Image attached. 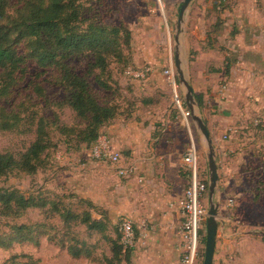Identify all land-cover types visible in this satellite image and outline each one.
Segmentation results:
<instances>
[{"label":"rangeland","instance_id":"obj_1","mask_svg":"<svg viewBox=\"0 0 264 264\" xmlns=\"http://www.w3.org/2000/svg\"><path fill=\"white\" fill-rule=\"evenodd\" d=\"M183 0H81L83 5V15L88 17L94 23H101L105 26L118 27L120 33L118 35L119 45L122 50L123 59L111 61L109 66L111 76V91H97L101 99L107 100L116 108V118L107 126L108 128L122 123L125 128L135 129L138 127L143 116V107L151 109L154 102L160 111L164 112L166 116L165 121H159L155 130L162 131L166 128V120H172L175 116L173 104L171 100V90L165 87L166 94L157 92L161 95L157 100L150 96L146 90L145 82L148 76L151 75L154 68H158L159 72L164 75L167 69H174V36L175 23L178 16V10ZM245 0H223V8L227 7L225 11L231 13L227 15L222 9H215L214 0H193L191 3L185 22L183 24V33L180 37V56L184 62V69L186 78L189 81V68L195 67L196 57L198 51L212 52L215 55V65L211 70L213 73L222 72L225 69L224 62L221 60V54L225 51L233 50L231 44L232 40L225 42L223 40L225 30L231 35L234 27L232 11L238 5L244 3ZM251 0H246L250 3ZM253 3H262L264 0H252ZM12 7L9 10V15L13 16L16 10L22 5V0H12ZM206 9V11L204 10ZM221 11V14H219ZM231 24L225 25L226 20ZM225 20V22H223ZM221 23V24H220ZM220 24V25H218ZM88 25L82 24L83 29ZM216 25V26H213ZM213 26V27H212ZM219 26V27H218ZM223 28L225 30H223ZM235 31V30H234ZM207 36H209V43L215 47L210 49L207 46ZM204 39V40H203ZM227 39V38H226ZM205 45L203 46V44ZM22 47V45H20ZM26 54V50L24 51ZM226 61V60H225ZM89 59L76 58L71 60L70 68L77 74H84L86 72ZM199 63V69H200ZM146 69L148 72L144 78H135L129 75L127 70L138 71ZM150 72V73H149ZM57 76V78H56ZM176 77V76H175ZM58 74L52 67L45 68L44 71L37 68L33 63H28V72L24 80L16 85L8 98L0 100V111L6 113L21 112L23 107L27 111H32L38 115L53 119L58 118L60 124L67 127H79L80 121L77 120L74 113L68 108H59L57 103L63 101L64 94L56 85ZM110 79V78H109ZM91 80V78H89ZM221 97V91L225 86V81L221 78L216 80ZM190 83V81H189ZM166 84V83H165ZM41 87L44 90V98L40 99L35 93V87ZM92 87L97 90L95 84ZM180 87L179 96L183 99L184 88ZM264 89V85H260ZM153 94V93H152ZM207 104H213V90H208ZM264 94V93H263ZM203 97L205 94H201ZM168 97L170 99H168ZM246 100H237V105L234 111L235 129L228 130L226 141H233L238 145L239 150L236 153L243 152L245 158L250 165L254 167H261L264 164V95H257L254 97L250 93L243 95ZM224 100L226 97L224 96ZM227 103V102H226ZM247 106V107H245ZM227 113L226 109H221ZM145 112V110H144ZM228 116L229 114H225ZM191 119V117L189 118ZM107 128L101 130V137H105ZM27 129L21 131H2L0 130V153H10L16 158H19L29 147L34 140V135L27 133ZM174 131V127L171 128ZM49 137L54 149L48 152L46 156L47 162L43 170L38 169L37 173L32 176L25 174H10L0 181V187H11L17 189L25 196L44 194L51 201L58 204L60 208L62 205L68 207L73 211L81 212L89 210L93 218L99 220L100 214L104 217L107 227V235L110 238L121 240L120 226L122 221L128 219L132 222L134 243L132 247H123L125 250H132L130 253L128 264H133V252L137 238L136 221L129 216L126 205L123 202V189L125 179L116 175L115 166L110 165L106 161H101L96 155L95 148L97 145L91 146H77L73 139H65L60 137L56 129L49 131ZM107 137V136H106ZM224 137V136H223ZM233 137V138H232ZM98 139V141H100ZM197 150V167L198 173L208 168L205 158V148L201 141L199 133L192 135ZM103 140V139H102ZM224 140V138H223ZM188 139V143H189ZM186 148V147H185ZM122 155V163L127 164L129 152L119 149ZM231 153L230 155H232ZM233 154V158H234ZM237 165L244 166V160L239 157ZM101 170V174L99 173ZM107 172L110 176L107 177ZM104 176L106 180L104 179ZM228 177V176H227ZM221 174V178L226 179ZM219 180V179H218ZM95 182L100 183L98 190L97 204L89 206L83 204V200L90 201V195L96 191ZM223 186L219 187L217 184L214 202L219 203V226L217 232L224 231L230 228L231 232L237 231L241 222L234 219L233 210L225 201L226 197L220 191ZM222 188V189H221ZM109 189L108 193L107 190ZM229 189H234L233 184H230ZM232 198V197H229ZM80 199L82 201H80ZM108 199V200H107ZM207 206H209V199L207 195ZM43 211L39 209L28 210L25 215L19 219L4 220L0 217V264H5L12 256L29 255L36 259L37 264H97L92 263L83 257L73 258L67 252L66 248L58 245V241L65 240L66 246L71 245V239L75 237L78 240H83L88 246L96 247L95 254L109 256V244L102 240L100 235L95 232H88L86 227L79 224H71L65 227L58 217L47 219L43 216ZM45 222L52 225L48 228V235L54 238V242L48 240L47 237L34 235L30 241H21L20 237L15 236L10 232L11 226L20 225H34L36 223ZM237 223V224H235ZM247 231L255 230L256 232L264 233V225L256 227L249 226L248 223L242 225ZM227 228V229H226ZM66 235H69L68 237ZM206 226L201 228V236L205 237ZM6 236V237H5ZM16 240H12V239ZM261 239V235L259 237ZM20 241V242H19ZM239 242V240H238ZM56 243V244H54ZM64 244V245H65ZM123 245V244H122ZM204 245L200 244L201 256L199 264L203 263ZM124 246V245H123ZM220 251V250H219ZM103 257V256H102ZM125 260V259H124ZM24 261L23 259L20 260ZM124 264H126L124 262Z\"/></svg>","mask_w":264,"mask_h":264},{"label":"crops","instance_id":"obj_2","mask_svg":"<svg viewBox=\"0 0 264 264\" xmlns=\"http://www.w3.org/2000/svg\"><path fill=\"white\" fill-rule=\"evenodd\" d=\"M261 6L264 7V2ZM232 13L235 35L231 38L223 28L226 34L223 45L232 40L233 50L221 54L224 65H229V74L226 75L224 69L213 73L212 66L219 68L218 64L215 65V55L212 52L198 51L197 61L193 63L195 67L191 70L189 68V84L194 95L205 94L204 106L199 109V113L215 150L218 186H223L220 194L225 195V201L233 210V218L241 222H238V227H241L235 232H231L230 228H226L227 233L217 232L213 264H264V242L259 239L264 233L247 231L242 227L246 222L256 228L264 225V164L261 167L250 165L244 151L236 153L239 147L232 143L234 140L231 142L225 139L228 130L235 129L234 111L237 100L246 101L243 95L247 92L253 97L264 95V89L260 87L264 85V8L257 2L253 3L251 0L248 4L245 0ZM227 24H231L230 19L226 20L225 25ZM226 59L228 60L225 61ZM218 78L225 81L221 97L216 82ZM175 80L177 82L176 77ZM145 86L148 94L157 100L161 96L157 92L169 96L165 87L168 86L171 90L166 77L158 68H154L148 76ZM208 90L215 92L213 104L206 103ZM170 92L172 96V91ZM182 102L187 108L183 100ZM172 108L176 110L174 105ZM143 109L145 112L143 110L142 122L138 127L128 129L122 123H117L107 127V137L99 139H107L111 148L117 151L127 150L129 156L124 165L136 166V173L124 178L123 189L124 205L129 216L136 221L133 264H178L183 253L179 235L183 218L180 211L171 208L169 203L178 200L188 185V172L183 165V156L189 144L188 139L193 140L192 135L198 131L191 119L186 126L180 112H176L172 120H166V128L160 132L155 128L159 121H165L164 112L167 110L160 111L155 102L151 109L146 110L145 106ZM221 109H226L227 113L223 114ZM231 153L235 154L234 158ZM239 157L244 160V166L242 162L241 166L237 165ZM99 173L101 174V170ZM105 174L110 176L107 172ZM221 174L228 177L222 180ZM106 178L104 176L105 180ZM230 184H233L234 189H229ZM95 185L96 191L90 195L93 204L99 203L97 195L103 189L98 190L100 183L95 182ZM108 191L109 189L107 193ZM196 264H199V259Z\"/></svg>","mask_w":264,"mask_h":264},{"label":"trees","instance_id":"obj_3","mask_svg":"<svg viewBox=\"0 0 264 264\" xmlns=\"http://www.w3.org/2000/svg\"><path fill=\"white\" fill-rule=\"evenodd\" d=\"M214 1L213 11L222 9L224 13L228 12L225 11L227 7L221 6L223 0ZM22 2L15 14L10 16L8 12L14 5L12 0H0V100L8 98L16 85L25 79L28 63L35 64L42 71L52 67L58 74L56 85L64 94L63 101L57 103V106L70 109L80 121V126H64L59 123L57 117L45 118L35 112L27 111L25 107L20 113H6L1 110L0 130L27 129V133L34 135V140L19 158L10 153H0V181L10 174L32 176L38 169L43 170L48 152L55 147L49 137L50 130L56 129L60 137L73 139L77 146H91L100 138L101 130L106 129L117 115L114 105L101 99L97 91L112 90L109 83L111 82L109 66L111 61L123 59L118 39L120 28L94 23L88 17H84L81 0H22ZM257 4L264 8L261 6L262 3L257 2ZM87 22V27L83 29L82 24ZM234 30L231 32V38L235 35ZM209 41L207 36V46L210 49L215 48ZM25 50L26 54H24ZM84 57L89 59L86 72L77 74L70 68L69 63L71 60ZM224 72L226 75L229 74V65H225ZM92 84L96 85V91ZM35 93L38 98H44V90L41 87H35ZM194 99L199 109H202L203 96L195 94ZM176 112L179 113L178 109L175 110V114ZM199 178L207 184L205 169L199 173ZM43 195L39 193L35 196H25L17 189L0 187V217L4 220H16L28 210L39 209L47 219L58 217L65 227L71 224L83 225L88 232L97 233L109 244V256L97 257L95 246H88L86 242L75 237L71 239L69 246H66L64 239L56 243L66 248L73 258L83 257L97 264H124V262L128 264L132 250L130 248L125 250L121 240L119 242L108 237L106 221L102 214L97 220L89 210L76 212L63 205L60 208L57 203L50 202V199ZM84 203L89 206L94 205L91 201L83 200ZM51 226L41 222L34 225L11 226L9 229L15 236H21V241L27 242L34 235H41L54 242V238L47 233ZM199 237L200 244H205L201 229ZM3 238L0 237V240ZM261 240L264 242V235ZM200 257L202 258L199 249L198 259ZM21 259L24 261L21 262ZM5 264H37V262L29 255H15Z\"/></svg>","mask_w":264,"mask_h":264},{"label":"built area","instance_id":"obj_4","mask_svg":"<svg viewBox=\"0 0 264 264\" xmlns=\"http://www.w3.org/2000/svg\"><path fill=\"white\" fill-rule=\"evenodd\" d=\"M148 71L146 69H140L138 71L129 70L128 74L135 78L143 79ZM164 74L168 85L171 87L173 105L178 109L183 119L186 121L185 125L188 126L187 121L190 118V111L183 106L182 98L178 94L179 85L175 80V73L171 68L167 69ZM95 144L97 145L94 149L96 155L101 161H106L110 165L115 166L117 176L128 178L136 173L135 165L121 164V153L111 148L107 139L97 141ZM183 165L188 172V185L183 195L175 202L169 203V206L178 209L183 218V222L179 229V235L183 243V253L178 264H196L200 246L199 230L205 224L207 218L208 206L206 203L208 183L206 184L199 178L197 150L191 139L183 156ZM120 234L121 243L124 247H132L134 243V234L132 222L130 220L125 219L122 221Z\"/></svg>","mask_w":264,"mask_h":264},{"label":"water","instance_id":"obj_5","mask_svg":"<svg viewBox=\"0 0 264 264\" xmlns=\"http://www.w3.org/2000/svg\"><path fill=\"white\" fill-rule=\"evenodd\" d=\"M192 2L193 0H183L178 10L174 36V69L178 85L184 88L183 99L186 107L191 113V121L195 124V127L201 137V141L205 148V158L208 168L207 183L209 206L205 222L206 235L202 264H213L217 231L219 226L218 212L220 207L218 202L213 201L218 184V167L216 163V155L213 143L208 133L207 127L200 117L199 107L195 102L192 87L186 78L184 62L181 59L179 49L180 37L183 33V24L185 22L188 9Z\"/></svg>","mask_w":264,"mask_h":264}]
</instances>
